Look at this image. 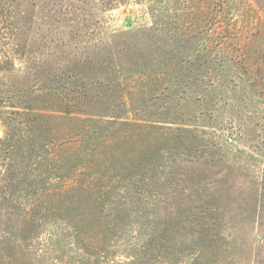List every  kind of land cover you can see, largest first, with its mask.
Segmentation results:
<instances>
[{
	"label": "rangeland",
	"instance_id": "obj_1",
	"mask_svg": "<svg viewBox=\"0 0 264 264\" xmlns=\"http://www.w3.org/2000/svg\"><path fill=\"white\" fill-rule=\"evenodd\" d=\"M0 264H264V0H0Z\"/></svg>",
	"mask_w": 264,
	"mask_h": 264
}]
</instances>
